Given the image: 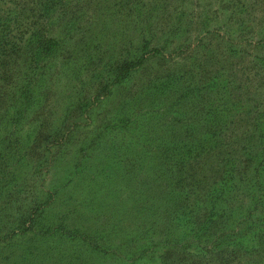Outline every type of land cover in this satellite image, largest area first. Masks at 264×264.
<instances>
[{"label":"rangeland","instance_id":"rangeland-1","mask_svg":"<svg viewBox=\"0 0 264 264\" xmlns=\"http://www.w3.org/2000/svg\"><path fill=\"white\" fill-rule=\"evenodd\" d=\"M43 1L0 0V28L60 39L27 118L1 116L0 264H264V0H55L47 24ZM142 29L164 58L107 93V60ZM210 107L222 125L205 141ZM122 117L126 128H102ZM182 155L183 188L160 164ZM227 155L237 178L222 186ZM186 188L201 217L176 228L167 209ZM223 210L222 227L203 216ZM30 213L38 228L18 233Z\"/></svg>","mask_w":264,"mask_h":264},{"label":"trees","instance_id":"trees-1","mask_svg":"<svg viewBox=\"0 0 264 264\" xmlns=\"http://www.w3.org/2000/svg\"><path fill=\"white\" fill-rule=\"evenodd\" d=\"M55 0H44L42 3L43 10H46L45 13L40 15V18L47 24L51 18L50 8L53 6ZM18 20L16 16L15 21ZM20 20V19H19ZM141 40L138 44L132 46H126L124 50V57L117 58L115 61L108 59L106 63V74L111 78L110 83H106V91L110 93L112 86L120 84L124 79L130 77L131 73L137 68L142 67L146 62L150 61L152 58L159 57L164 58L165 53L163 48L159 45L149 49L151 40L156 38V35L149 36V33L142 29ZM60 39L54 35V33L46 28H37L33 30L25 29H15L7 30L0 28V125L1 127H6L11 123L7 120L3 125V119L1 116L9 117V120L12 122V125L15 127L16 124L23 123L27 118L29 111L27 107H30L32 104L31 95L34 92V89L37 85V82L42 77H46L50 67L48 66V59L52 53H54ZM149 49V50H148ZM23 59V64L20 67H16L18 60ZM20 60V59H19ZM13 101L18 104L17 109H12L7 107L8 101ZM130 119L122 117L116 122H108L102 128L106 129H124L129 125ZM222 125L220 119L215 113V107H210L206 111L205 117V126L206 136L205 141L211 140L214 137H218L217 134L218 128ZM74 126H71L65 130L62 127H58L57 131L50 129V133L46 135L49 142H54L57 140V137H61L63 140L65 138L70 139L69 137L73 133ZM177 149V148H175ZM172 151V153L175 151ZM224 150V149H223ZM222 150V151H223ZM180 153L188 155L192 152V149L183 146L180 150ZM169 160L171 164H169ZM167 160L160 162V164L168 165L172 168L171 179L175 182L178 187L183 188V180L178 177V172L181 170L182 166L186 167L185 156H181L176 161H172L170 157H167ZM221 160L226 165V169L229 170L228 178L222 183V186L228 185L229 181L234 182L236 177V167L232 161L230 155H227V158H221ZM1 163V162H0ZM261 164H256L257 171L259 170ZM0 170L2 166L0 164ZM237 170L239 172V167L237 165ZM179 198H175V205L172 208L167 209V213L172 214L171 222H175L174 226L179 228L181 225L188 226L191 220H199L197 216H190V212L186 211L188 205L187 202L195 206H201L198 203L197 198H192L191 195L187 193V188L178 191L175 193ZM212 200H217V197H212L211 195L206 194L204 201L213 202ZM195 213V211H194ZM207 214V213H206ZM225 210L218 215V213L213 212L211 214L203 215L205 218H209L211 222L216 223L221 226V220L226 218ZM36 214L30 213L29 215H21L18 217L17 225L18 233L26 232L27 230H36L38 228V219ZM222 227V226H221ZM219 230H222L220 228ZM211 228L208 227L204 229V234L210 235L212 233ZM168 234V233H166ZM213 235V234H212Z\"/></svg>","mask_w":264,"mask_h":264}]
</instances>
